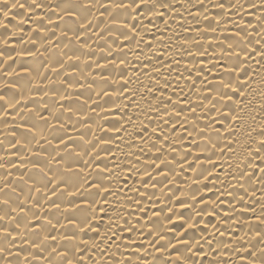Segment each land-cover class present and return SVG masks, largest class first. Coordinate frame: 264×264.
Returning a JSON list of instances; mask_svg holds the SVG:
<instances>
[{"label": "bare ground", "instance_id": "obj_1", "mask_svg": "<svg viewBox=\"0 0 264 264\" xmlns=\"http://www.w3.org/2000/svg\"><path fill=\"white\" fill-rule=\"evenodd\" d=\"M116 2L0 0V264H253L264 0Z\"/></svg>", "mask_w": 264, "mask_h": 264}, {"label": "snow or ice", "instance_id": "obj_2", "mask_svg": "<svg viewBox=\"0 0 264 264\" xmlns=\"http://www.w3.org/2000/svg\"><path fill=\"white\" fill-rule=\"evenodd\" d=\"M5 3H7V0H4ZM201 3L204 2V0H200ZM255 6V5H254ZM20 7H24L23 4H20ZM84 7H90V4H85ZM115 7L119 10H127L130 9L132 12H137L138 10H141L144 7H148V10L151 12H154L156 15H163L162 12L156 11V9H162L164 7H171V5L167 4L166 0H118V2L115 3ZM218 7L223 8V4H218ZM71 15V13H69ZM219 23V22H217ZM212 31H215V29H211ZM238 39H242V37H238ZM223 42V41H222ZM229 48H232L233 45L229 44ZM228 55H231L232 53H226ZM236 57H240L241 53L239 51L235 52ZM227 72L231 73L233 71L232 68L225 69ZM225 90H231L232 92H235L236 89L233 88L231 81H224L223 87L219 91L218 95L221 99H231V96H228ZM2 99V97H0ZM261 143H264L262 141ZM0 219H3V217H0ZM264 222V221H262ZM189 227L191 228L192 225L190 224ZM258 235H261L258 233ZM182 243L184 241H181ZM0 255H3V250L0 249ZM63 255V253H61ZM176 260H180L181 257L179 254L175 257ZM253 264H264V248L259 249V255L256 259L253 260Z\"/></svg>", "mask_w": 264, "mask_h": 264}]
</instances>
